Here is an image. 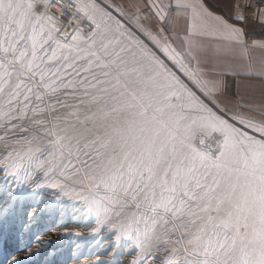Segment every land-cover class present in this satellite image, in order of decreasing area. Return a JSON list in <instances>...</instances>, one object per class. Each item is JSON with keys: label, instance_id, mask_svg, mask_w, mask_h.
Instances as JSON below:
<instances>
[{"label": "snow or ice", "instance_id": "snow-or-ice-1", "mask_svg": "<svg viewBox=\"0 0 264 264\" xmlns=\"http://www.w3.org/2000/svg\"><path fill=\"white\" fill-rule=\"evenodd\" d=\"M37 2L0 0L6 174L42 172L141 245L162 246L163 264H264V119L214 110L141 41L123 45L124 26L94 0L92 14L78 8L93 27L70 38ZM209 127L222 137L212 155L195 146Z\"/></svg>", "mask_w": 264, "mask_h": 264}, {"label": "rangeland", "instance_id": "rangeland-1", "mask_svg": "<svg viewBox=\"0 0 264 264\" xmlns=\"http://www.w3.org/2000/svg\"><path fill=\"white\" fill-rule=\"evenodd\" d=\"M44 1L37 2L40 12ZM77 1L89 5L92 10V0ZM104 1L94 0V3L107 8L120 20L124 26L122 30L126 32V36L121 37L123 45L132 44V50L138 51L135 40L141 41L181 84L214 110H222L226 118L245 114L219 108L199 77L190 78L193 76L188 71L195 70L192 71L188 59L169 37L166 23L151 10L128 11L110 0L111 5ZM127 34L135 39L126 38ZM152 37L159 41L158 45ZM175 53H180V63L170 59ZM221 139L220 133L209 127L198 133L195 146L200 152L212 155L217 152ZM10 171L16 174H6L0 165V264H132L133 261L163 264L162 258L167 254L162 246L158 250L155 245H141L118 227H113L117 223L115 217L90 210V205L76 198V192L48 186V178L42 172L27 168ZM37 184L41 186L37 187Z\"/></svg>", "mask_w": 264, "mask_h": 264}, {"label": "crops", "instance_id": "crops-1", "mask_svg": "<svg viewBox=\"0 0 264 264\" xmlns=\"http://www.w3.org/2000/svg\"><path fill=\"white\" fill-rule=\"evenodd\" d=\"M110 1L128 11L149 9L164 21L219 108L264 119V6L254 20L239 21L231 18L232 0Z\"/></svg>", "mask_w": 264, "mask_h": 264}, {"label": "built area", "instance_id": "built-area-1", "mask_svg": "<svg viewBox=\"0 0 264 264\" xmlns=\"http://www.w3.org/2000/svg\"><path fill=\"white\" fill-rule=\"evenodd\" d=\"M81 6L83 5L77 0H45L42 12L53 15L59 21L61 31L69 34L70 38L76 28L86 33L93 27L85 14L78 11ZM261 6H264V0H233L231 18L239 21L254 20ZM88 14H92L89 8Z\"/></svg>", "mask_w": 264, "mask_h": 264}, {"label": "bare ground", "instance_id": "bare-ground-1", "mask_svg": "<svg viewBox=\"0 0 264 264\" xmlns=\"http://www.w3.org/2000/svg\"><path fill=\"white\" fill-rule=\"evenodd\" d=\"M101 1V0H100ZM104 1V0H103ZM95 2H96V0H95ZM105 2V1H104ZM106 2L108 3H106L107 5H111V3H110V1L109 0H106ZM120 10V9H119ZM193 71V70H192ZM188 74L189 75H191V76H194V78L196 77L197 78V76H196V74L194 73V72H189L188 71ZM245 124H247V123H245ZM239 126V125H238ZM246 130L249 132V134H255L256 136H257V138H259V133H253V131H252V129L251 128H246Z\"/></svg>", "mask_w": 264, "mask_h": 264}, {"label": "water", "instance_id": "water-1", "mask_svg": "<svg viewBox=\"0 0 264 264\" xmlns=\"http://www.w3.org/2000/svg\"><path fill=\"white\" fill-rule=\"evenodd\" d=\"M223 112V111H222ZM228 116V114H226Z\"/></svg>", "mask_w": 264, "mask_h": 264}]
</instances>
